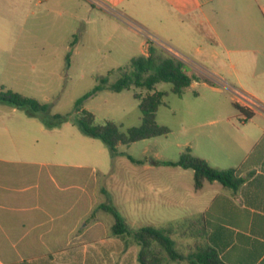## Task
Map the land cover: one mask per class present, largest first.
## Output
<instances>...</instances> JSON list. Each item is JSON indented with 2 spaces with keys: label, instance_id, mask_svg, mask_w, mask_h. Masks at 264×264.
Masks as SVG:
<instances>
[{
  "label": "crops",
  "instance_id": "crops-1",
  "mask_svg": "<svg viewBox=\"0 0 264 264\" xmlns=\"http://www.w3.org/2000/svg\"><path fill=\"white\" fill-rule=\"evenodd\" d=\"M86 1L140 38L139 54L150 38L184 63L264 71V0ZM238 92L264 105V94ZM233 99L248 108L247 99ZM35 125L22 128L14 107L0 111V264H138L133 237L112 234L114 218L101 208L111 205L94 168L55 161L57 145L47 134L52 129ZM233 135L235 146L227 152L201 158L218 170L231 169L241 183L236 189L204 183L194 190L206 196L197 218L184 223L185 232L169 227L180 251L200 243L223 264H264V111L241 116ZM159 253L163 264L187 262Z\"/></svg>",
  "mask_w": 264,
  "mask_h": 264
},
{
  "label": "rangeland",
  "instance_id": "rangeland-1",
  "mask_svg": "<svg viewBox=\"0 0 264 264\" xmlns=\"http://www.w3.org/2000/svg\"><path fill=\"white\" fill-rule=\"evenodd\" d=\"M0 7L6 19L0 22V87L46 103V117L59 114L67 118L47 131L57 145L53 159L94 168L109 205L131 231L143 226L180 225V232H185L184 223L197 218L205 192L195 193L191 169L156 162H176L183 153L199 158L213 152L221 155L235 146L233 134L240 127L241 115L233 106V98L247 99L248 108L260 107L238 91L264 94V71L215 69L186 61L187 73L197 79L181 95L172 93L169 83L154 87L165 93L155 120L168 133L119 144L111 153L100 139L82 134L73 124L74 103L100 85L102 78L108 84L114 82L119 70L139 54L140 38L104 18L86 0H9ZM135 92L146 91L132 87L113 92L102 88L83 100L81 107L94 115L95 123L110 120L126 133L141 123ZM11 108L0 102V111ZM16 110L22 128L43 126L39 117ZM44 142L39 138V143ZM177 239L184 242L182 235ZM193 250L181 248L184 254Z\"/></svg>",
  "mask_w": 264,
  "mask_h": 264
},
{
  "label": "trees",
  "instance_id": "trees-1",
  "mask_svg": "<svg viewBox=\"0 0 264 264\" xmlns=\"http://www.w3.org/2000/svg\"><path fill=\"white\" fill-rule=\"evenodd\" d=\"M73 43L74 40L71 44ZM69 56L70 52L65 56L66 67L69 66ZM119 71V77L114 82L108 84L107 79L102 78L100 85L93 87L74 103L76 116L73 119V124L77 126L82 134L100 139L111 153H115V148L119 144L128 145L168 133V129L159 125L155 120V113L159 105L162 104V98L165 95L162 91L154 90L156 84L169 83L171 84L170 91L176 95H181L183 90L197 79L194 75L187 73L186 65L182 60L150 41H147L145 54L132 57L128 66ZM204 80L210 83L209 80ZM132 87L143 89L146 92L145 94L140 92L133 94V97L138 100V108L142 113L141 123L136 127L127 129L126 133L120 132L119 127L110 120H106L102 124L95 123L94 115L81 107L83 100L94 95L102 88L120 92ZM0 102L22 109L28 116L39 117L47 129L58 127L67 121L66 117L59 114L46 117L44 115L48 110L46 103L39 102L32 97L22 96L9 89H4L2 86L0 87ZM233 106L243 120L250 119L255 110L264 111V105L262 104H259L260 107L255 109L240 106L237 102H233ZM157 164L191 169L193 172V188L196 191L201 190L206 182H217L224 187L236 189L242 181L234 176L231 169L218 170L210 166L204 159L188 153L181 154L176 162L158 161ZM101 208L108 211L114 218L111 227L114 236L124 240L126 236L131 235L139 245L138 264H163L160 251L171 261H187L189 264H223L218 260L214 250L200 243H195V249L190 253L184 254L179 251L172 238L173 228L171 227L143 226L131 231L113 206L102 205ZM197 233V237H201V233ZM196 242L202 241L198 239Z\"/></svg>",
  "mask_w": 264,
  "mask_h": 264
},
{
  "label": "built area",
  "instance_id": "built-area-1",
  "mask_svg": "<svg viewBox=\"0 0 264 264\" xmlns=\"http://www.w3.org/2000/svg\"><path fill=\"white\" fill-rule=\"evenodd\" d=\"M147 41H150V42H152V39L148 38V39H147Z\"/></svg>",
  "mask_w": 264,
  "mask_h": 264
}]
</instances>
